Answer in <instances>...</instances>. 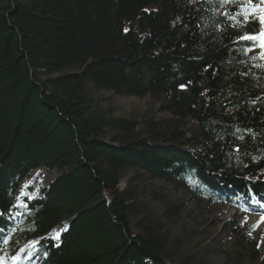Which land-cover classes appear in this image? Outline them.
Instances as JSON below:
<instances>
[{
  "label": "trees",
  "instance_id": "obj_1",
  "mask_svg": "<svg viewBox=\"0 0 264 264\" xmlns=\"http://www.w3.org/2000/svg\"><path fill=\"white\" fill-rule=\"evenodd\" d=\"M224 10L219 0H0L6 264L258 263L264 231L254 236L245 210L264 204V68L254 66L264 60L237 41L260 25L233 27ZM101 92L146 98V109L115 117ZM36 170L57 176L16 202ZM193 204L205 224L182 227ZM226 207L236 212L223 223Z\"/></svg>",
  "mask_w": 264,
  "mask_h": 264
},
{
  "label": "rangeland",
  "instance_id": "obj_2",
  "mask_svg": "<svg viewBox=\"0 0 264 264\" xmlns=\"http://www.w3.org/2000/svg\"><path fill=\"white\" fill-rule=\"evenodd\" d=\"M102 97H107L108 101L103 102L104 105L109 106L108 109L112 110L113 115L115 117L119 118H126L131 119L133 117L134 112L140 111L143 112L146 109L147 105V99L146 98H139V97H122V96H112L110 94L101 92ZM107 108V107H106ZM57 174L55 172H49L47 170L42 171H36L32 174V176L25 181L24 185L31 186L33 188L31 196H38L39 192L50 182L52 181ZM124 182L122 183V186H124ZM24 195V186L20 189L18 194L16 195L17 199L20 200L22 196ZM188 211H192V213H188V216L184 221L181 222V226L185 225L186 223L189 225L190 228H193L194 222L197 224H205L203 221V217L196 215L197 211H199V208H197V211L194 213V204L188 207ZM218 218L221 219L223 223L229 221L233 218L235 215V210L232 208H221L218 210ZM194 216H197L201 221L195 220ZM264 214L255 216L250 215L248 217V225H255L257 222H260L259 230L264 231ZM221 225H217V229H221ZM180 226V225H179ZM259 230L256 232L258 233ZM215 231V230H214ZM261 255L259 257L257 264H264V240L261 247ZM216 262H219L222 264L225 262L222 258L217 257L215 258Z\"/></svg>",
  "mask_w": 264,
  "mask_h": 264
},
{
  "label": "snow or ice",
  "instance_id": "obj_3",
  "mask_svg": "<svg viewBox=\"0 0 264 264\" xmlns=\"http://www.w3.org/2000/svg\"><path fill=\"white\" fill-rule=\"evenodd\" d=\"M237 0H219L220 7L225 9L220 14L225 16L228 20L232 21V26L239 29H243L245 25H248L253 22H257L260 25L258 32L244 31L241 36L238 37V41H251L252 44L246 48V52H255L257 48L260 49L259 53L253 55L252 59L264 60V0H259L258 3H254L253 0H245L244 3L239 5V10L235 13L225 8L226 5L235 4ZM243 17V19H238V17ZM127 31V29H125ZM255 67L264 68V64H256ZM181 87H185L181 85ZM242 140L243 137L241 136ZM236 151H240L239 148ZM31 199V197H29ZM4 213H0V216H3ZM264 219V218H262ZM0 232H3V229H0ZM9 241L7 238L3 239V243L7 244ZM23 251V250H21ZM12 260L16 261L21 259L20 255H14L11 257ZM0 264H6L4 256H0Z\"/></svg>",
  "mask_w": 264,
  "mask_h": 264
}]
</instances>
